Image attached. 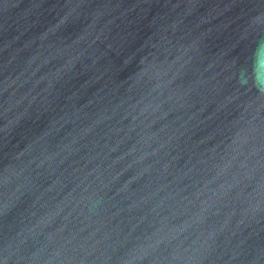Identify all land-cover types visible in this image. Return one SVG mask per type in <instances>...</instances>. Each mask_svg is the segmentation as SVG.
Masks as SVG:
<instances>
[{
    "label": "water",
    "instance_id": "1",
    "mask_svg": "<svg viewBox=\"0 0 264 264\" xmlns=\"http://www.w3.org/2000/svg\"><path fill=\"white\" fill-rule=\"evenodd\" d=\"M0 264H264V0H0Z\"/></svg>",
    "mask_w": 264,
    "mask_h": 264
}]
</instances>
